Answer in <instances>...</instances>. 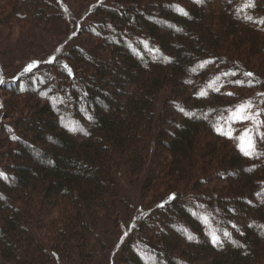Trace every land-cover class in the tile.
<instances>
[{"label":"trees","instance_id":"obj_1","mask_svg":"<svg viewBox=\"0 0 264 264\" xmlns=\"http://www.w3.org/2000/svg\"><path fill=\"white\" fill-rule=\"evenodd\" d=\"M109 1L59 74L8 84L28 110L0 150V264L93 263L96 228L129 203L120 178L141 174L163 192L125 241L127 264H264V140L245 155L217 132L247 92L264 93V0ZM43 207L61 211L50 243L29 226Z\"/></svg>","mask_w":264,"mask_h":264},{"label":"rangeland","instance_id":"obj_2","mask_svg":"<svg viewBox=\"0 0 264 264\" xmlns=\"http://www.w3.org/2000/svg\"><path fill=\"white\" fill-rule=\"evenodd\" d=\"M14 1L0 0V150L10 147L8 136L11 131H7L8 125H14L28 110L24 106L26 96L13 94L12 87L8 84L17 82L18 88L19 83H22V77L31 71L38 70L39 75L44 79L49 77L52 69L59 74L61 66H57V63L65 59L66 50L77 45L79 41L93 43V37H79V34L85 25L94 20L96 5L101 3L117 5L109 0H53L54 7L46 4L38 14V10L29 0H16L19 3L15 7L13 6ZM161 25L164 26L162 23ZM28 65H34L31 71H25ZM163 100L164 98L159 97L158 107L159 105L162 107ZM248 102H251L252 106L247 108L243 114L251 116L252 119H233L232 114L236 112L238 106ZM18 106L20 109L16 110ZM218 129H220V131L217 130L219 134L230 132L231 135L228 137L232 138H240L247 129L253 142L255 135L264 140V93L259 90L247 92L243 99L238 100L228 112L226 120L220 124ZM239 145L242 146L240 139ZM243 146L246 147V145ZM159 153L162 157H160L161 160L159 157L158 159L162 162L167 154L163 151ZM157 164H151L153 170L157 169ZM147 165L149 167H147V173L150 174V163ZM120 179L123 180V191H126L125 195L129 203L122 202L117 205V216L113 217L111 226H106L105 229L99 226L96 228L99 237L92 243L95 258L91 264H127L122 254L125 241L135 233L141 220L153 213L154 206L161 200L163 192L161 187L158 189V186H155L147 190L142 188L146 180L144 174L132 179L128 177ZM215 183L221 184L218 181ZM28 219L29 226H34L32 229L34 234L50 243L56 232L52 231V228L49 230L45 223L61 221L62 218L58 207H43L36 211L32 210ZM75 258V264H82L83 261L77 255Z\"/></svg>","mask_w":264,"mask_h":264},{"label":"snow or ice","instance_id":"obj_3","mask_svg":"<svg viewBox=\"0 0 264 264\" xmlns=\"http://www.w3.org/2000/svg\"><path fill=\"white\" fill-rule=\"evenodd\" d=\"M187 14V13H185ZM247 19H251V17H247ZM34 65H28L25 68V71H31ZM246 75H252L251 73H246ZM237 83H240L239 81H237ZM203 94V93H202ZM251 102H248L246 104L240 105L238 106L236 112H234L232 114V118L233 119H239V120H246V119H252L251 116L249 115H244L243 113L245 112V110L247 108H250ZM218 131H220V129H218ZM249 130H245V132L241 135V137L239 138L241 140V151H243L245 153V155H252L254 152V148H255V144L252 141L251 137L248 135ZM226 135H231V133H224ZM243 145H246V147H244ZM175 198V194H172L169 197V200L174 199ZM163 206V205H161ZM225 235H228V233H225ZM189 239H193L192 236L188 237ZM218 239V237H216L215 235H213V241L215 242Z\"/></svg>","mask_w":264,"mask_h":264}]
</instances>
